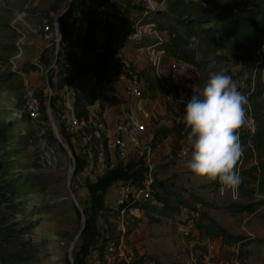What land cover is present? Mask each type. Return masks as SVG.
Returning a JSON list of instances; mask_svg holds the SVG:
<instances>
[{"label":"rangeland","instance_id":"374dc122","mask_svg":"<svg viewBox=\"0 0 264 264\" xmlns=\"http://www.w3.org/2000/svg\"><path fill=\"white\" fill-rule=\"evenodd\" d=\"M72 1L0 0V264H75L73 255L86 224L83 208L89 200L85 181L94 182L95 175H101L115 165L106 160L109 149L105 133L109 128L99 117L101 112L97 113L98 119L89 115L92 123H83L77 129L69 130L66 109L57 106L61 114L58 116L50 107L54 95L60 97L61 94L55 88L62 74L55 67L58 58L56 49H60L63 43L57 29L61 16ZM96 1L85 0L78 11L86 14L93 9ZM106 1L114 5V11L128 6L143 7L144 10L130 9L127 12L129 23L142 19L140 25L155 26V34H144L140 40L127 43L125 49L127 56L140 70L147 98L157 99L162 89L149 60L152 51L164 52L159 67L163 81L165 78L162 76L167 74L171 57L179 58L171 56L166 47L182 51L186 59H181L196 68V91H202L210 74L223 70L233 68L241 75L242 72L237 71L240 69L249 79L251 61L241 57L239 45L233 39L217 38L213 44L209 39L197 38L167 14L175 1L201 3L210 11L215 9V4L218 9L226 6L225 0ZM228 7L236 12L259 8L264 14V0H237L230 2ZM79 12L72 13V16H77ZM69 16L71 14L63 20ZM259 25L264 27L262 23ZM112 30L116 33V27ZM76 39L81 48L76 51L67 41L64 42L63 54H70L72 69L81 72L78 76H83L82 83L96 89L100 97L101 89L95 85L93 71H90L97 69L101 62L91 46L88 49L82 47L85 36ZM112 45L113 40L110 42ZM72 74L73 71L70 77ZM76 82L78 84V81L69 83L73 93L78 89ZM154 83L157 90L152 88ZM257 84L259 91L262 87L260 78ZM30 97L35 98L40 106L41 113L37 120L30 119L26 113V101ZM252 99L257 128H260L264 126V104L258 97ZM70 135H74V139L67 140ZM163 144L156 154L160 162H157L154 179L155 182L162 181L165 190L153 193L177 210L169 218L155 211L137 208L128 211L122 223L109 213L97 217L95 233L98 245L103 247L99 251L100 264H125L124 258L118 256L120 243L123 255L131 264L191 263L190 256L196 252L200 257L202 248L193 247L191 240L182 239L176 234V222L186 208L206 215L226 234L241 237V241L231 243L240 244L241 256L246 264H264V177L260 172V155L254 150L244 153L240 183L230 190L229 195L227 190L217 194L214 182L195 177L189 169L173 167L179 162L162 168V163L169 158L164 151L167 143ZM81 151L87 153L88 165L72 180L73 153ZM126 158L123 160L125 164L141 166L144 170L138 154L133 160L127 161ZM14 181L23 185L20 193L4 192L5 183ZM114 184L106 195V201L111 205L116 199ZM243 207L247 209L241 211ZM200 223L203 225L200 239L223 241L214 235L217 232L210 230L203 216ZM110 246H113L111 252L108 251ZM184 247L189 252L184 251ZM103 253L109 255L110 262L104 261ZM90 261L91 255L85 264H95Z\"/></svg>","mask_w":264,"mask_h":264},{"label":"built area","instance_id":"2783aa9c","mask_svg":"<svg viewBox=\"0 0 264 264\" xmlns=\"http://www.w3.org/2000/svg\"><path fill=\"white\" fill-rule=\"evenodd\" d=\"M144 14L146 15L147 12ZM119 17L120 15L113 13L111 9L99 7L96 9L91 20L82 12L77 16H72L71 14V16L66 18V23L73 30V35L70 38L72 43H78L76 39L78 36L84 37L90 35V41L97 59L99 58V60L102 61V57L107 55L106 77L97 88L101 89L102 97L106 96L109 99L121 101V111L126 114L124 119L118 120L112 128L106 130L105 137L107 139V148L111 151H115L120 160H124L127 157L128 147L138 151L142 159L144 172L137 183L118 181L114 184L116 187V199L111 207L116 211L117 220L122 223L128 211L138 210L135 208V205L147 203L152 199L155 182L152 147L149 144H144L142 137L148 129L155 125L157 118L152 112L142 108L143 82L141 80L140 70L127 56L125 51L127 42L140 40L144 34H155V26L153 24L140 25L141 21H138L135 23L133 32L128 33L126 30L119 28ZM113 27H116V35L113 40V45L110 46V35ZM57 32L60 39L61 34L59 29H57ZM61 46L64 52V44L62 43ZM109 47L110 52L108 53ZM78 49L79 46L75 48L76 51ZM58 51L59 48L56 49V52ZM163 54V51L153 50L149 58L159 78V67L161 66ZM254 55L256 60L249 63V79L245 76L244 71H240V69L237 71L242 72L241 75H238L233 68L225 71V74L229 75L236 83L238 90L247 97V104L245 105L246 122L238 130V134L244 133L249 138L254 137L257 132L258 123L253 110L252 98L257 95L259 91L260 100L264 104V44H260L256 47ZM66 58V55H63L62 59L66 60ZM166 70L169 80L167 88L171 87L174 89L169 91L168 101H174L175 95L184 101L189 100L192 96V86L195 85L196 68L181 58H171ZM72 71L71 65L69 63L65 64L63 69L64 73H62L59 78L61 81L60 93L62 104L66 109V113L69 115L67 119V127L69 130L77 129L83 124V122L74 115V93L69 84L71 82L70 75ZM257 76L261 79L262 85L259 91L257 89L259 86L257 84ZM75 84L77 89V82ZM117 89L122 90V95L116 91ZM123 97H125L126 100H124ZM127 102L141 107L140 112L133 113L125 111L126 108L124 105ZM93 106H91V108L89 107V115L98 119L97 113L99 111H95L92 108ZM25 109L30 119L37 120L40 117V106L35 98L30 97L26 101ZM100 127L102 128V125H100ZM200 221L201 214L198 210L188 211L185 209L180 213L178 221L176 222V234L182 239L191 240L193 247L198 246L202 248L199 259L192 257L190 264H246L241 257V249L238 242L226 244L208 238L200 239V231L198 228ZM121 246L122 243H120V247H118V256L124 258L125 264H131L123 255L120 249ZM112 250L113 246H110L108 251L111 252ZM100 254L99 250H93L90 254V262L100 264ZM102 258L104 261L110 262L109 255L103 253Z\"/></svg>","mask_w":264,"mask_h":264},{"label":"trees","instance_id":"16d2710c","mask_svg":"<svg viewBox=\"0 0 264 264\" xmlns=\"http://www.w3.org/2000/svg\"><path fill=\"white\" fill-rule=\"evenodd\" d=\"M85 0H73L68 7L67 11L61 16L59 31L62 37V42H70L72 48L75 50L77 46L81 48L79 42L77 44L72 43L70 38L73 35V30L70 26L67 25L66 20L63 19L72 13L79 12V7L84 3ZM226 6H223L221 9H218L217 4H215L213 10H206L201 3H189L183 1H175V5H172V10L168 11L169 17L172 21L176 22L179 26L184 28V30L193 34L197 38L209 39V41H213V44L217 38H230L235 41L240 48L241 57L246 61H255L256 57L254 55V50L260 44H264V27H261L259 24H264V14L259 8H247L243 9L241 12H236L232 7H228L230 2H235L237 0H225ZM134 6V5H133ZM99 7H106L113 11L115 14H119L122 16L119 20V28L126 30L128 33H132V24L129 23L126 15L130 9H139L144 10L143 7L140 6H128L122 10L114 11V5L109 3L106 0H98L93 4V9L86 12L87 18L89 20L94 16L96 9ZM79 13H82L81 11ZM92 22V21H90ZM85 41L83 42L82 47L91 46L92 50L94 48L90 41V35L85 36ZM111 40V39H110ZM110 45V43H109ZM167 51L171 54V56H176L179 58L186 59V56L182 51L175 49L174 47H166ZM65 52V51H64ZM61 48L57 52L58 58L56 61V69L59 72L63 73L61 68L64 67L65 64L70 62V54L67 53L66 60L63 61V53ZM110 52V47L108 48V53ZM106 59L107 55L102 57V61L98 58L99 63L101 65H97V69L92 68L90 72L93 71L92 77L95 81V85H99L106 77ZM84 72V71H83ZM82 72V73H83ZM87 72V71H86ZM81 72L75 71L73 68V74L71 76V81H78L77 91L74 93V115L83 123L89 124L93 122V119L89 116V107L93 106L96 102L99 101L100 97H98L96 93V89L88 88L85 82L82 83ZM77 76V77H74ZM55 88L60 91L61 81L55 83ZM260 95V91L257 93ZM61 106L62 104L61 94L60 97H54L50 100V107L58 116H61L60 112L57 111V106ZM101 115L99 114V117ZM63 133V132H60ZM100 134H103L100 131ZM74 135L67 136V140L74 139ZM254 146L258 154L260 155V167L261 174L263 173L264 177V126L260 127L258 132L256 133L254 139ZM74 158V172L73 178L81 173L88 165V156L85 151H81L80 153H73ZM93 172V171H92ZM144 170L142 167H137L131 165L130 163L125 164L123 161L115 160V165L111 169H107L101 175H95L94 182H90L89 180L85 181V188L89 195V200L87 201L86 206L83 208V213L86 217V224L82 230V233L78 240V245L76 251L73 255L75 264H85L88 256L91 254L93 250H101L103 247L98 245V238L95 233V221L97 217L104 216L106 213L112 214L116 216V211L112 209L111 204L107 203L106 195L109 188L118 181H126L137 183L143 174ZM264 183V181H263ZM159 184L154 182V186ZM153 186V187H154ZM4 192H8L10 194L20 193L23 185L18 182H7L5 183ZM264 188V185H263ZM164 189V187H162ZM184 205L185 204H181ZM130 207V206H128ZM135 208H145L146 211L158 212L160 215L168 216L169 218L173 217V213L177 210L175 206H172L169 202L162 200L159 195L153 193L151 201L135 205ZM186 208V207H183ZM187 209V208H186ZM243 209H247V207L240 208L241 211ZM203 216L208 222V226L211 227L210 230L216 231L214 233L215 236H219L222 238L223 243H231L232 241H241V237H235L226 234L219 226H217L212 219H209L206 215ZM203 225L199 222L198 228L199 231H202ZM242 257V256H241Z\"/></svg>","mask_w":264,"mask_h":264},{"label":"clouds","instance_id":"9594fccd","mask_svg":"<svg viewBox=\"0 0 264 264\" xmlns=\"http://www.w3.org/2000/svg\"><path fill=\"white\" fill-rule=\"evenodd\" d=\"M185 104L182 121L187 129L191 158L186 167L197 178L218 182L221 192L241 181L235 171L243 155L238 130L246 122L247 97L229 75L210 74L202 91H194Z\"/></svg>","mask_w":264,"mask_h":264},{"label":"crops","instance_id":"0c3cea01","mask_svg":"<svg viewBox=\"0 0 264 264\" xmlns=\"http://www.w3.org/2000/svg\"><path fill=\"white\" fill-rule=\"evenodd\" d=\"M194 1L199 2L202 0H192L190 2H194ZM187 2H189V1H187ZM144 18H146V17H143V19ZM142 21L143 20L141 19V22ZM134 26H135V23L132 24V29L134 28ZM115 35H116V33H114V31L111 30L110 39L114 40ZM130 42L133 43V41H129L127 43H130ZM127 43H126V45H127ZM126 45H125V49H126ZM171 58H173V57H171ZM225 71L226 70H223L224 73H225ZM159 74H160V72H159ZM155 75L157 76L156 72H155ZM162 77L165 78V81L162 80L161 76H160V78L157 77L158 80L160 81L162 89H161V91L159 90L160 93L158 94V98L155 100H151V99L146 97V95L144 93L146 87L143 85L142 108L152 112L156 116L157 121L152 128L148 129L146 131V133L143 134L142 141L144 144H149L152 147V162L156 168V172H157V162H160L159 156L156 154L158 152H160L162 146L164 145L163 143H167V144H165L164 151L168 153L167 156L169 158H168V160H166L162 163L163 164L162 168H167L168 166H170V165L172 166L174 163L179 162V164H176L173 167L174 168H180L181 167V168H184L187 170L188 168L186 167V164H187L188 160H190V158H191V156H190L191 155V148L187 142V135H188L189 129L186 128V126L184 125V123L182 121V118L184 115L183 111L185 108V104L181 103L180 102L181 99H179V97L176 95H175L174 101H168L169 91H172L174 89L171 87L167 88V85L169 83L168 75L166 74V75H163ZM196 81H197V78L195 77L194 91H196V87H197ZM152 88H156V90H157L158 87H157L156 83L153 84ZM116 91L122 95V90L117 89ZM191 94H193V90H191ZM255 97H258L260 100L259 95H255L253 98H255ZM123 98H124V100H126L125 97H123ZM252 101H253V99H252ZM124 107L126 108L125 111H127V112L139 113L141 110V107L137 106L136 104H130L128 102L125 103ZM92 108L95 111H99L102 113L101 118L104 121V123L106 124V126H108L109 129L112 128L118 120L124 119L126 116V114L123 111H121V101L116 100V99H109L106 96L100 97L99 101ZM258 130H259V128H257V132H258ZM238 135L240 137V142H241L242 147H243V154L246 152H249V150H251V151L254 150L255 153H258L255 149L254 142H253V139H254L256 134L252 138H249L244 133L243 134L240 133ZM252 145H253V147H252ZM137 154H138V156H140L138 151H135V150L129 148L128 149V155L126 158V159H128L127 161L133 160V158ZM108 156L109 157H106V160L108 162L109 161L114 162V164H115V160H119L115 151L108 150ZM243 159H244V155H242L240 160L237 162V165L235 166V171L238 173L239 176H240V172L242 169L241 166L243 163ZM121 161H123V160H121ZM123 162H125V161H123ZM113 166L114 165H112V167ZM161 182L156 181V183H158L159 186L158 185L154 186V192H157L159 190H162V191L165 190V184L161 183ZM214 184L216 185V188L218 189L217 194L223 193L220 190V188H221L220 184L218 182H214ZM162 187H164V189H162ZM230 190H233V189H227L228 195L230 194ZM184 248H186V247H184ZM199 250H201V249H199ZM184 251L189 252V250L187 248L184 249ZM191 253H192V251H191ZM190 257L191 258L192 257L199 258V256L197 255L196 252L193 255H191ZM186 264H190L189 261Z\"/></svg>","mask_w":264,"mask_h":264}]
</instances>
